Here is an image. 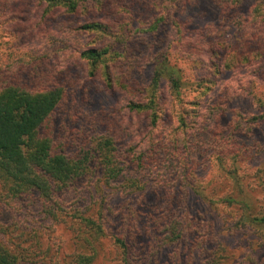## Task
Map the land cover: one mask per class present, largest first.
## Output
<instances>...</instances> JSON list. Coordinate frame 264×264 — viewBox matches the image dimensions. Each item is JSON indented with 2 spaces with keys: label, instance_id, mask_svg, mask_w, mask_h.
Masks as SVG:
<instances>
[{
  "label": "rangeland",
  "instance_id": "1",
  "mask_svg": "<svg viewBox=\"0 0 264 264\" xmlns=\"http://www.w3.org/2000/svg\"><path fill=\"white\" fill-rule=\"evenodd\" d=\"M225 1L0 0V90L61 87L54 150L119 157L47 197L0 178V245L23 264H264V0ZM92 48L112 49L95 73ZM165 57L183 85L161 82L154 120L131 107Z\"/></svg>",
  "mask_w": 264,
  "mask_h": 264
},
{
  "label": "trees",
  "instance_id": "2",
  "mask_svg": "<svg viewBox=\"0 0 264 264\" xmlns=\"http://www.w3.org/2000/svg\"><path fill=\"white\" fill-rule=\"evenodd\" d=\"M46 1L55 9L68 13H77L81 9V0ZM84 29L91 32H103L106 37L112 35L110 29L100 23L88 24ZM110 50L112 49L92 48L82 53V56L89 60L92 73L97 71L99 61ZM228 65L231 67L230 64ZM179 74L176 67L170 65L167 57L160 61L157 59L151 74L150 87H148V93L150 92L148 101L133 104L131 108L150 111L154 113V120H156V112L160 106L157 92L160 90L161 82L168 80L171 92L179 95L183 85ZM63 99L64 90L59 86L30 91L10 85L0 90V178L10 183L12 190L16 193L37 191L47 197L53 182L60 186L70 185L87 174V168L90 166L88 163L91 161L97 162L106 173L112 178L115 177L119 164L118 154L103 150V146H110V141L102 145L103 152L95 149L91 157L85 154L84 158L77 159L56 152L50 139L43 136L42 127L58 111ZM222 111V107L214 110L208 119L220 115ZM247 118L254 121L257 116ZM185 120L182 118V122ZM262 219L264 220V217ZM181 230L184 234L190 233L186 223L181 224ZM123 234L124 236L117 240L124 248H127L132 235L128 230ZM185 236L189 238V235ZM82 259L91 261L90 257ZM0 264H23V261L0 245Z\"/></svg>",
  "mask_w": 264,
  "mask_h": 264
}]
</instances>
